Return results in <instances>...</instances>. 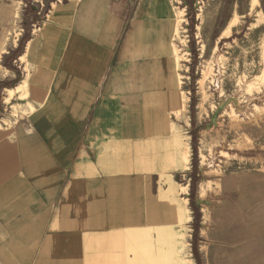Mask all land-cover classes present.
<instances>
[{
	"label": "crops",
	"instance_id": "obj_1",
	"mask_svg": "<svg viewBox=\"0 0 264 264\" xmlns=\"http://www.w3.org/2000/svg\"><path fill=\"white\" fill-rule=\"evenodd\" d=\"M151 2L56 4L12 45L0 67V264H180L182 91L154 46L170 6ZM14 12L0 0V58Z\"/></svg>",
	"mask_w": 264,
	"mask_h": 264
},
{
	"label": "rangeland",
	"instance_id": "obj_2",
	"mask_svg": "<svg viewBox=\"0 0 264 264\" xmlns=\"http://www.w3.org/2000/svg\"><path fill=\"white\" fill-rule=\"evenodd\" d=\"M10 1L16 4L17 22L7 30L3 50L8 54L1 55L0 67L13 44L36 30L56 4L69 0ZM164 2L171 16L158 31L166 33V41L154 46L171 60L185 105L174 113L182 155L186 150L187 156L177 175L180 193L187 198L180 221L179 263L189 258L195 264L196 214L189 196L197 177L201 264H264V0ZM21 60L13 64L23 78Z\"/></svg>",
	"mask_w": 264,
	"mask_h": 264
},
{
	"label": "trees",
	"instance_id": "obj_3",
	"mask_svg": "<svg viewBox=\"0 0 264 264\" xmlns=\"http://www.w3.org/2000/svg\"><path fill=\"white\" fill-rule=\"evenodd\" d=\"M192 39H193V36H192ZM191 107L193 109V101H192V104H191ZM193 137V142H192V152H193V159L195 157V154H196V132H194V134L192 135ZM198 178L197 177H194L192 179V182H191V193H190V205H191V208L193 210V212L196 214L195 215V221H194V239H193V253H194V259H195V264H201L200 262V257H199V253H198V249H197V245H196V236H197V228H198V222H199V211H198V205H196L195 203V197H194V187H195V184L197 182Z\"/></svg>",
	"mask_w": 264,
	"mask_h": 264
},
{
	"label": "bare ground",
	"instance_id": "obj_4",
	"mask_svg": "<svg viewBox=\"0 0 264 264\" xmlns=\"http://www.w3.org/2000/svg\"><path fill=\"white\" fill-rule=\"evenodd\" d=\"M181 14H182V12H181ZM177 30H178V29H177ZM215 48L217 49V47H215ZM216 49H215V50H216ZM242 85H243V84H242ZM242 85L240 86L241 88H243ZM12 92H13L12 90H9V91H8L9 97L12 95ZM263 95H264V94H263ZM263 95H262V96H263ZM255 98H256V97H255ZM260 98H262V97H260ZM7 99H8V98H7ZM253 99H254V98H253ZM253 99H252V100H253ZM254 100H255V99H254ZM263 100H264V99H263ZM184 109H185V105L183 104V110H184ZM242 111H243V110H242ZM184 157H185V159H187V156H186V150L184 151ZM209 165H210V164H209ZM220 188H221V186H220ZM183 190H184L185 193H187V188H186V187H185ZM203 191H204V190H203ZM203 194H204V193H203ZM184 199H185V204H186V202H187V198L184 197ZM187 210H188V209H187ZM203 255H204V254H203ZM183 264H192V261H191V259H189V258H184Z\"/></svg>",
	"mask_w": 264,
	"mask_h": 264
}]
</instances>
